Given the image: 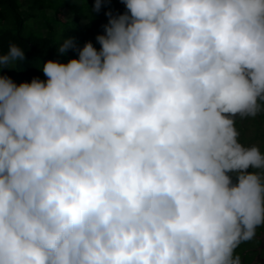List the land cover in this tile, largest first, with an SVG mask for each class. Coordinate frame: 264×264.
Masks as SVG:
<instances>
[{"label": "clouds", "instance_id": "clouds-1", "mask_svg": "<svg viewBox=\"0 0 264 264\" xmlns=\"http://www.w3.org/2000/svg\"><path fill=\"white\" fill-rule=\"evenodd\" d=\"M123 3L99 50L63 35L45 80L0 76V264H243L264 228L236 126L264 120V0Z\"/></svg>", "mask_w": 264, "mask_h": 264}, {"label": "trees", "instance_id": "trees-1", "mask_svg": "<svg viewBox=\"0 0 264 264\" xmlns=\"http://www.w3.org/2000/svg\"><path fill=\"white\" fill-rule=\"evenodd\" d=\"M80 1L82 0H0V19L9 20L8 26L0 27V54L7 50L8 43L11 41L21 42L27 46L22 70L0 68V76L7 75L17 84L22 81H30L33 77L45 80L43 72L37 69L40 66L39 60L43 62L52 59L66 62L69 58H78L77 50L71 48L67 50L65 56H57L55 44L58 41L52 36V23L55 22L64 24L60 31L61 38L63 35L76 38L79 42L77 49L82 47L86 41H91L96 49L100 48L95 37L97 34H103V26L107 23L108 17L107 19L101 18L99 13L104 11V13L111 12L113 15H117L125 12L123 0H112L109 7L101 3L100 10L92 12V19L88 8H93L95 0H89L94 2L88 5V8L85 5L81 9L78 7ZM64 7H67L72 13L71 22L73 25L71 26H66ZM84 16L86 20L81 23ZM28 17H39V27L43 33L24 32V21ZM257 128L258 125H255L257 133L254 131V135L259 134L258 130L262 132V129ZM255 253L254 256H256ZM257 258L256 256L254 259H250L249 264H259L260 259Z\"/></svg>", "mask_w": 264, "mask_h": 264}, {"label": "rangeland", "instance_id": "rangeland-1", "mask_svg": "<svg viewBox=\"0 0 264 264\" xmlns=\"http://www.w3.org/2000/svg\"><path fill=\"white\" fill-rule=\"evenodd\" d=\"M112 0H101V3L104 4V6H110ZM94 1H89V0H82L79 2L78 7L84 8L85 5H91ZM107 7V8H108ZM64 17L67 20L66 21V26H71L73 23L71 22V12L68 10L67 7H64ZM104 11L99 13V16L101 18H106L107 16L104 15ZM39 17H28L24 21L23 29L24 32L30 31L32 33H43L39 21ZM86 20L85 16L82 18L81 23ZM53 24V33L52 36L53 38L58 41L61 39L60 37V31L63 28L64 24L55 22ZM9 25V20L8 19H0V27L3 26H8ZM99 50V48H97ZM49 60V59H47ZM255 125H258L257 129H262L261 131L263 132L264 130V120H262L260 117H257L256 119H244L240 120L237 119V129L239 130L240 133V140L242 143L245 144H257L264 146V132H259V134L254 135ZM255 133H257L255 131ZM255 251H257L255 253ZM237 253L241 256L243 264H249L250 259H254L256 256L258 257L257 259H260L259 264L264 263V228H260L257 230V236L256 239L253 241L243 243L240 245V247L237 249ZM254 253L256 256H254Z\"/></svg>", "mask_w": 264, "mask_h": 264}]
</instances>
